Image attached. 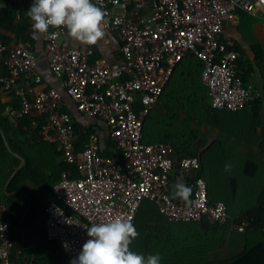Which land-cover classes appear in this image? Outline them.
Wrapping results in <instances>:
<instances>
[{"label":"built area","instance_id":"obj_1","mask_svg":"<svg viewBox=\"0 0 264 264\" xmlns=\"http://www.w3.org/2000/svg\"><path fill=\"white\" fill-rule=\"evenodd\" d=\"M104 10L102 27L115 32L122 66L91 58L88 46L72 47L60 38L63 27L49 26L43 50L52 75L83 115L103 121L111 155H102L97 132H91L80 150L72 117L64 112L56 88H45L36 71L29 42L0 41V87L12 90L19 107H7L14 120L38 118L52 132L64 162L75 166L77 177L66 173L53 186V198L44 212L45 233L64 254L74 258L88 239L86 226L111 219L133 224L143 200H151L169 221L227 225L226 205L209 202L206 183L196 178L187 200L174 196L176 185H187L200 166L198 157H176L163 142L144 143L145 118L160 100L170 78L188 53L202 64L201 80L213 109L241 111L258 98L236 68L237 52L230 40H220L225 20L238 12L264 16V0H92ZM126 77H122V73ZM74 214H68L65 207ZM15 209L0 204V264H28L11 237ZM243 220L236 225L242 232Z\"/></svg>","mask_w":264,"mask_h":264},{"label":"trees","instance_id":"obj_2","mask_svg":"<svg viewBox=\"0 0 264 264\" xmlns=\"http://www.w3.org/2000/svg\"><path fill=\"white\" fill-rule=\"evenodd\" d=\"M21 1L0 0L4 3L0 7V41L20 40L31 45L32 30L26 15L28 7L22 5ZM201 70L202 64L194 54L184 56L160 97V109L150 110L144 120L142 141L167 143L176 150L178 158L199 156V169L191 174L186 186L190 187L196 178H202L206 183L209 202L225 204L227 215L234 225L247 221L240 233L242 248L227 259H209L208 255L216 252L223 243L225 228L212 225L205 218L199 222L169 221L149 199L141 202L136 213L133 225L138 235L132 239L129 247L145 255L158 253L160 264H264V180L253 202L242 208L236 181L229 179L230 190H225L224 196H218L214 190L216 176L205 171L201 157L203 151L208 153L213 149L218 164L240 162L245 177L252 178L259 170L264 172V164L242 150L243 147L255 148L258 153H264V105L261 106L257 98L238 112L213 109L209 104L208 90L201 80ZM172 85L174 93L169 102L166 96ZM1 91L7 100L2 101L0 96V204H6L17 212L11 229L16 228L19 233L15 237L11 232L12 240L21 250V258L28 264H69L72 258L64 254L58 242L49 241L46 237L44 209L53 198V186L61 179L62 173H66L68 178L78 176L75 166L64 162L55 143L44 140L42 131L46 123L43 118L28 115L14 120L8 118L6 107L18 108L19 100L12 90ZM164 102L171 105L173 112L162 113L161 104ZM154 112L159 116L151 119ZM179 113L195 118L199 125H180L177 118ZM246 113L249 114L247 126L235 125L234 121H240ZM74 128L78 135L76 149L80 150L92 130L80 131L76 125ZM202 129L209 130L214 136L209 145H206L208 135ZM230 142H236L241 148L232 150L228 145ZM102 155H111V151L106 149ZM48 157L58 159V162L52 181L45 187L46 202L40 207L37 213L39 219L36 220L28 190L32 183L29 172L31 167L45 166ZM42 219L43 232L37 225Z\"/></svg>","mask_w":264,"mask_h":264},{"label":"crops","instance_id":"obj_3","mask_svg":"<svg viewBox=\"0 0 264 264\" xmlns=\"http://www.w3.org/2000/svg\"><path fill=\"white\" fill-rule=\"evenodd\" d=\"M224 1V0H216ZM22 5L29 7L31 0H22ZM4 3L0 2V7ZM31 22L29 21V24ZM103 35L92 44H85L70 37L65 29L61 31L60 38H66L72 47L88 46L93 53L91 58H103L110 64L122 66V57L120 54V42L115 32L109 31L101 26ZM44 34V33H43ZM43 34L38 39H32L31 49L36 58V71L42 78V85L45 88H56L61 95L63 110L68 113L80 131L92 130L97 132L98 145L103 151L106 149L111 151L112 147L108 138V129L106 124L98 119L89 118L80 113L74 102L67 96L65 91L60 87V82L56 79L45 59L43 50ZM220 40H230L233 44V49L237 52L236 68L238 74L243 79L244 83L250 85L254 91L258 93L261 106L264 105V16L251 15L244 12H238L234 19H228L223 22L222 30L219 35ZM176 69V68H175ZM122 77H126V73H122ZM2 101H6L5 94L0 89ZM9 107V106H7ZM6 107V108H7ZM158 104L154 110L158 111ZM264 124V118H262ZM264 126V125H263ZM208 135V143L214 136L207 129H202ZM43 138L49 143H55L52 132L45 127L42 131ZM219 137V136H218ZM225 141V140H224ZM228 145L232 150L241 148L236 142H230ZM243 152L261 164H264V153H258L255 148L244 149ZM199 159V156H197ZM200 162V160H199ZM23 164V160L21 162ZM40 229L44 231V219L40 222ZM13 236H18V231L11 229ZM239 252V251H238ZM237 252V253H238ZM227 259V258H226Z\"/></svg>","mask_w":264,"mask_h":264},{"label":"clouds","instance_id":"obj_4","mask_svg":"<svg viewBox=\"0 0 264 264\" xmlns=\"http://www.w3.org/2000/svg\"><path fill=\"white\" fill-rule=\"evenodd\" d=\"M26 15L34 39L49 26L63 27L70 37L85 44H92L103 35L101 25L105 13L92 0H31ZM190 192V187L178 184L174 196L187 200ZM85 229L88 239L69 264H160L158 253L145 255L130 249L138 233L128 219L93 223Z\"/></svg>","mask_w":264,"mask_h":264},{"label":"rangeland","instance_id":"obj_5","mask_svg":"<svg viewBox=\"0 0 264 264\" xmlns=\"http://www.w3.org/2000/svg\"><path fill=\"white\" fill-rule=\"evenodd\" d=\"M173 93L174 90L172 85L168 89L166 100L170 102V100H172L171 96L173 95ZM161 108L163 111L162 113L169 110L173 112V109L171 108V105L169 103H162ZM158 116L159 114L157 112H154L151 116V119ZM248 116V113L244 114L240 121L237 119L234 121V124L238 126L241 124L247 126ZM177 118L180 125H186L188 127L191 125H199V123L196 122L195 118H190L185 114L179 113ZM209 144L210 143L206 145ZM201 157L203 166L205 167V171L207 173L209 172L210 175L215 174L216 176L217 180L214 184V190L218 194V196H224L225 190H230L231 183L229 182V179L233 178L238 186L237 194L238 199L241 201L240 207L244 208L253 202L256 194L259 191V188L261 187L262 181L264 180V172L262 170L257 171L254 177L248 178L242 174V164L240 162L229 164V167L227 169L225 168V165L218 164L215 160L213 149H210L208 153L206 152V150L203 151L201 153ZM45 161H47V163H45V166L41 165L39 168L31 167L32 170H30L29 172L31 174L32 183L28 190L32 198V212L36 213V215L34 216L36 220L39 219V215L37 213L39 212L40 207H42L46 202L47 195L45 193V187L52 181L54 167L55 164H57L58 159L53 160V158L48 157L47 160L45 159ZM220 166L222 168H220ZM37 225L40 228L39 222L37 223ZM223 227L225 228L223 243L216 252L208 255L209 259H226L236 254L242 248L243 240L240 236V233L242 232L236 231V225L232 223L231 217H229V224L223 225Z\"/></svg>","mask_w":264,"mask_h":264},{"label":"water","instance_id":"obj_6","mask_svg":"<svg viewBox=\"0 0 264 264\" xmlns=\"http://www.w3.org/2000/svg\"><path fill=\"white\" fill-rule=\"evenodd\" d=\"M65 211L68 213V214H74L73 211L69 208V207H65Z\"/></svg>","mask_w":264,"mask_h":264}]
</instances>
